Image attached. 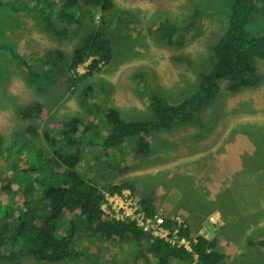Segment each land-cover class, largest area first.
Returning <instances> with one entry per match:
<instances>
[{
	"label": "rangeland",
	"instance_id": "obj_1",
	"mask_svg": "<svg viewBox=\"0 0 264 264\" xmlns=\"http://www.w3.org/2000/svg\"><path fill=\"white\" fill-rule=\"evenodd\" d=\"M65 1L0 0V38L13 50L0 48V171L7 170V162L24 165L23 149L13 133L28 122L16 107L38 102L48 110L47 117L30 120L39 131L63 115L86 118L95 132L100 129L97 141H102L106 131L99 121L109 108L124 118L145 120L152 117L151 95L177 103L192 94L200 74L210 69L212 47L229 20L225 0H112L106 8L84 0L76 8H65ZM20 6L32 11H20ZM160 24L182 25L176 33L181 43L163 40L164 32H156ZM248 29L253 37L264 35V15L256 16ZM98 30L110 37L111 61L87 76L88 59L67 87L75 48ZM58 50L63 57L52 61ZM256 66L257 85L238 92L222 86L198 118L148 134L147 156L137 154L134 138L108 150L88 145L76 170L97 186H133L122 191L135 201L134 196L151 195L155 213L186 219L192 241L199 234L216 238L217 250L233 264H264V249L249 244L264 237V127L248 132L252 134L240 127L264 124V61ZM33 70L43 75L33 76V81ZM86 87L91 88L93 113L89 103H81L79 92ZM210 189L219 192L208 196L212 209L205 197ZM74 246L81 256L58 262L29 254L2 257L5 249L0 247V264H146L145 251L135 240L105 238L87 224L79 225ZM171 264L186 263L172 259Z\"/></svg>",
	"mask_w": 264,
	"mask_h": 264
},
{
	"label": "trees",
	"instance_id": "obj_2",
	"mask_svg": "<svg viewBox=\"0 0 264 264\" xmlns=\"http://www.w3.org/2000/svg\"><path fill=\"white\" fill-rule=\"evenodd\" d=\"M78 1L66 0L64 7L76 8ZM84 2L104 8L112 4V0ZM19 8L32 11L27 6ZM225 8L229 17L228 24L212 47L211 67L200 74L196 90L177 103H169L168 100L151 95L149 104L152 117L145 120L124 118L118 109L109 108L104 114V120L99 121H104L106 131L102 141H97L100 129L95 132L94 123L85 121L86 118L63 115L61 120L47 124L39 131L37 124L30 120L39 116L47 117L48 110L38 102L16 107L18 115L28 122L19 125L13 133L16 143L23 149L25 161L21 168L15 162H7V170L0 171V196L6 197L0 200L3 207L0 209V247L5 249L2 257L29 254L38 260L49 262L79 257L81 252L75 248L74 239L79 225L87 224L92 232L105 238L117 236L135 240L145 251L143 257L146 264H171L172 259L186 264H191L195 259L197 264H233L225 253L217 250L216 238L199 234L194 241L190 240L191 227L184 218L183 222H179L172 214L166 215L165 226L173 229L174 225H179V233L190 241L192 250L183 245L178 246L176 242L173 244L169 240L152 237L138 228L135 221L110 218L101 207L106 201V195L116 192L122 194L126 187L134 190L133 186L126 183L97 186L76 170L81 154L88 145H99L108 150L124 139L134 138L137 154L140 157L147 156L151 153V144L146 138L148 134L187 124L198 118L217 92L223 90L222 86L225 91L238 92L257 85L259 77L256 62L264 61V35L253 37L248 27L256 16L264 15V0H225ZM61 12L63 16L69 15L64 10ZM181 26L160 24L156 32H164L163 40L180 44L176 33ZM0 48L13 51L4 43H0ZM54 54L52 61L55 60L54 57L58 60L63 57L59 50ZM13 55L18 56L15 53ZM112 57L113 46L107 34L100 30L88 34L74 50L68 65V76L65 77L66 86L70 87L73 78L79 76L76 69L88 59L90 62L84 74L87 76L98 71L101 65L109 63ZM29 72L33 81V76L43 75V72L34 70ZM90 91L91 88L86 87L79 92L82 96L81 103L85 106L90 102ZM88 105L89 112L93 113L95 105ZM240 127L248 133L252 130L259 131L264 124ZM93 135L95 138L90 139ZM1 144L0 136V158L3 153ZM58 171L62 173L59 174ZM214 193L219 192L210 189L205 195L211 209L215 206L208 201V196L211 197ZM134 198L142 205L146 214L155 213L151 195ZM249 244L264 249V237L253 239Z\"/></svg>",
	"mask_w": 264,
	"mask_h": 264
},
{
	"label": "built area",
	"instance_id": "obj_3",
	"mask_svg": "<svg viewBox=\"0 0 264 264\" xmlns=\"http://www.w3.org/2000/svg\"><path fill=\"white\" fill-rule=\"evenodd\" d=\"M102 208L111 218L136 220L144 231L149 232L153 236L169 240L173 244L176 242L178 246L183 245L188 250H192L190 241L180 235L179 225L170 229L165 226L163 217L157 215L147 217L141 211L140 206L129 196L128 192L122 191V194H107L106 202ZM177 219L182 222L180 218Z\"/></svg>",
	"mask_w": 264,
	"mask_h": 264
},
{
	"label": "clouds",
	"instance_id": "obj_4",
	"mask_svg": "<svg viewBox=\"0 0 264 264\" xmlns=\"http://www.w3.org/2000/svg\"><path fill=\"white\" fill-rule=\"evenodd\" d=\"M217 42V41H216ZM117 193V192H116ZM122 193V192H121ZM129 196H131V195H129ZM132 197V196H131ZM132 199H133V197H132ZM135 201V200H134ZM106 202V201H105ZM105 202L102 204V206L105 204ZM136 202V204H138V201H135ZM139 206H140V209H141V211H143L145 214H146V211L142 208V205H140V204H138ZM101 206V207H102ZM104 210V209H103ZM105 211V210H104ZM155 215H157V216H161V215H158L157 213H154L153 215H148V214H146V216L147 217H151V216H155ZM110 217V216H109ZM161 217H163V219H164V221H165V216H161ZM111 218V217H110ZM113 218V217H112ZM173 218L174 219H176V220H178L177 218H180L181 220H182V222H183V218H181V216H179V215H173ZM115 219V218H114ZM128 218H126L125 220H127ZM116 220H120V219H116ZM125 220H123V221H125ZM129 220V219H128ZM133 221H135V223H136V225H137V227L138 228H140L142 231H144L143 229H142V227L141 226H139L138 224H137V222H136V220H130V222H133ZM164 224H165V222H164ZM174 226H177V225H174ZM180 231V230H179ZM145 233H148V234H150L149 232H146V231H144ZM150 235H152V234H150ZM181 235V234H180ZM152 237H157V236H153L152 235ZM158 238H160V237H158ZM163 239V238H162ZM163 240H165V239H163Z\"/></svg>",
	"mask_w": 264,
	"mask_h": 264
},
{
	"label": "crops",
	"instance_id": "obj_5",
	"mask_svg": "<svg viewBox=\"0 0 264 264\" xmlns=\"http://www.w3.org/2000/svg\"><path fill=\"white\" fill-rule=\"evenodd\" d=\"M18 9H20L19 7H18ZM21 11V10H20ZM0 43H2V41H1V38H0ZM15 50L16 51H18V49L15 47ZM20 54V53H19ZM19 54H17V55H19Z\"/></svg>",
	"mask_w": 264,
	"mask_h": 264
},
{
	"label": "bare ground",
	"instance_id": "obj_6",
	"mask_svg": "<svg viewBox=\"0 0 264 264\" xmlns=\"http://www.w3.org/2000/svg\"><path fill=\"white\" fill-rule=\"evenodd\" d=\"M225 172V171H224ZM109 215V214H108ZM112 225V224H111ZM86 231V230H85Z\"/></svg>",
	"mask_w": 264,
	"mask_h": 264
}]
</instances>
